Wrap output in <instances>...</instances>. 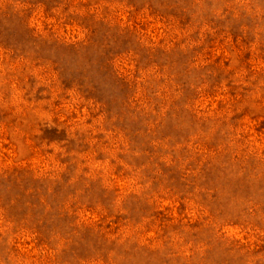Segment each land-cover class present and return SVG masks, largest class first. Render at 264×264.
Listing matches in <instances>:
<instances>
[{
  "label": "rangeland",
  "instance_id": "374dc122",
  "mask_svg": "<svg viewBox=\"0 0 264 264\" xmlns=\"http://www.w3.org/2000/svg\"><path fill=\"white\" fill-rule=\"evenodd\" d=\"M0 264H264V0H0Z\"/></svg>",
  "mask_w": 264,
  "mask_h": 264
}]
</instances>
